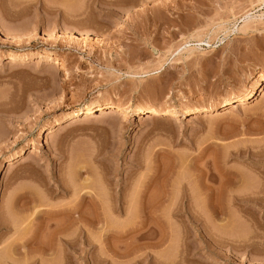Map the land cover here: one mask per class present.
Wrapping results in <instances>:
<instances>
[{"label": "rangeland", "instance_id": "1", "mask_svg": "<svg viewBox=\"0 0 264 264\" xmlns=\"http://www.w3.org/2000/svg\"><path fill=\"white\" fill-rule=\"evenodd\" d=\"M259 77L254 98L224 104ZM118 102L130 110L69 116ZM165 106L177 112L144 117ZM86 192L173 234L82 244ZM55 233L80 247L28 251ZM22 236L35 244L6 264H264V0H0V247Z\"/></svg>", "mask_w": 264, "mask_h": 264}, {"label": "bare ground", "instance_id": "2", "mask_svg": "<svg viewBox=\"0 0 264 264\" xmlns=\"http://www.w3.org/2000/svg\"><path fill=\"white\" fill-rule=\"evenodd\" d=\"M67 17V16H66ZM78 22V21H77ZM84 22V21H83ZM79 24H80V21H79ZM85 24L87 25V23L85 22ZM84 24V25H85ZM85 25V27H87ZM76 26H77V24H76ZM79 26H81V25H79ZM84 27V26H83ZM84 27V28H85ZM63 28V27H62ZM77 29H79L78 27H77ZM72 30H75V28L73 27V29ZM76 31V30H75ZM80 32H81V34H83L84 35V38L85 39H88L89 40V34H90V31L89 30H79ZM79 32V33H80ZM91 32H92V30H91ZM47 57V56H46ZM49 58H51L50 56H49ZM52 59L53 60H55V64L57 65V64H60V67H63V65H61V62L58 60V58H53L52 57ZM261 84V77H259V78H257L254 82H252V84H251V86L249 87V89L245 92V93H243V94H241V95H237V96H235L233 99H227V100H225V102H224V104H228V103H230V104H232V103H235V104H233L235 107L236 106H240L241 105V103L243 102V101H245L246 99H248V98H251V97H253L255 94H257V90L259 89L258 88V86ZM260 87V86H259ZM258 88V89H257ZM254 98V97H253ZM106 105H108L107 107H105L104 108V106L103 105H100V104H96V105H89V106H87L84 110H80V109H75V110H73V111H71L70 112V117H75V116H78V115H83V117L86 119H89L90 118V116L92 115V113H93V111H95L96 109H102L103 108V110H107L106 111V113L108 114V113H112V112H119V111H128V110H130V105H128L127 103L125 104V103H108V104H106ZM166 107V106H165ZM231 107V106H230ZM147 110V113H146V116H144V117H150V116H152V115H154V114H157V113H159V112H167V113H170V114H174V113H176L177 112V109H175L174 107H166V108H164V109H159V108H155V107H149V108H147L146 109ZM104 111V112H105ZM103 112V111H102ZM130 112V111H129ZM106 114V115H107ZM152 114V115H151ZM215 114V113H214ZM110 115V114H109ZM118 115V114H117ZM204 115V114H203ZM96 116V115H95ZM208 116V115H207ZM211 116V115H210ZM213 116V115H212ZM89 117V118H88ZM197 118V117H196ZM79 119H81V118H79ZM78 119V120H79ZM77 120V121H78ZM72 122V121H71ZM67 123V126H68V122H66ZM72 124V123H71ZM73 124H75V123H73ZM70 126V125H69ZM21 152H19L18 153V155L20 154ZM25 155V154H24ZM11 158H9V159H12V156H10ZM21 160V159H20ZM7 162V161H6ZM9 164H11V163H9ZM82 168H84V170H85V168H87V167H80L79 168V170L78 171H80V170H82ZM59 183H61L60 181H58ZM63 185V187H64V185L65 184H61L60 186H62ZM87 185V184H86ZM59 186V185H58ZM91 192V191H90ZM90 192H86L85 193V195H82V197H80V198H82V200H81V202L83 201V199H85L84 197L86 196V194L89 196V197H91V202L94 204V206H96L95 208H94V212H91L90 213V215H87V214H85V213H83V214H81V215H78V217H73V218H75L74 220H71V222L73 221V223H80L79 225L80 226H77V228H79L78 229V237H80L79 239H80V243H82V244H89V245H91V244H96V243H98V245L99 244H103V243H106V239L108 240V238H107V236H104V235H110L109 236V238L112 236V237H114V236H116V237H120V236H125L127 233H132V232H135V231H142V229L143 228H148L147 226L149 225V221H147L146 219H143L142 220V218H141V221H136L135 219H134V217H135V215L134 216H132L133 218H131V214L129 215L130 217L126 220V222H124V224H123V222L122 221H120L118 218H117V215L118 214H120L121 212H125L127 209H128V207L126 208V207H124V205H123V202H122V198L120 197V195L119 196H113V199L111 200V202H108V203H105V202H103V200L101 201V198H100V195H99V193H97V194H91ZM119 192V191H118ZM90 193V194H89ZM93 193H95L94 191H93ZM119 194V193H118ZM90 195H92V196H90ZM117 195V194H116ZM88 197V198H89ZM238 198V197H237ZM90 199V198H89ZM89 202H90V200H88ZM87 201V202H88ZM105 201V200H104ZM124 201V200H123ZM80 202V201H79ZM81 202H80V204H81ZM91 203V204H92ZM78 204V203H77ZM86 204V203H85ZM134 204V203H133ZM136 204V203H135ZM144 204V203H143ZM90 205V204H89ZM138 205V204H137ZM93 206V207H94ZM129 206V205H128ZM184 206H186V204L184 205ZM78 206H76V209H78L77 208ZM81 206L79 205V208H80ZM92 207V208H93ZM132 207H133V205H132ZM135 208H137L136 206H134ZM133 207V208H134ZM152 207L154 208V206L153 205H142L141 204V206L139 205V210H142V212H143V214H144V218H146V214L149 212L150 213V216L153 214V213H155L153 210L154 209H152ZM183 207V206H182ZM74 208V207H73ZM155 208H156V206H155ZM177 208V207H176ZM76 209H74V211L76 210ZM81 209V208H80ZM83 209V208H82ZM107 209H109V211H107ZM125 209V210H124ZM146 209H147V211H146ZM149 209V210H148ZM189 209V208H188ZM132 210V209H131ZM134 210V209H133ZM136 210V209H135ZM138 210V211H139ZM159 210V209H158ZM186 210H187V208H186ZM191 210H193V209H191ZM191 210H189V211H191ZM86 211V210H85ZM128 211V210H127ZM126 211V212H127ZM137 211V212H138ZM146 211V212H145ZM153 213H152V212ZM156 211V210H155ZM188 211V210H187ZM123 212V213H124ZM141 212V213H142ZM70 213V212H69ZM76 213V212H75ZM113 213H116L117 215H115V214H113ZM129 213H131V212H129ZM132 213H133V211H132ZM140 213V212H139ZM146 213V214H145ZM148 213V214H149ZM192 213V212H191ZM156 214H157V212H156ZM155 214V215H156ZM127 215V214H126ZM191 216L192 217H188V218H186V219H184V220H181L180 219V222H181V224H184L183 225V227H184V234L183 235H186L187 237H188V235H189V233H191L192 232V230L190 229V227H188L189 225H191V227H192V229H196V227H195V221L198 219L197 217H194L192 214H191ZM155 217H159L158 215H156ZM187 217V216H186ZM72 218V219H73ZM147 218H149V217H147ZM161 217H159L158 219H159V221H158V219H157V223L155 224V225H152V227H151V225H149L151 228H148V229H146V230H148V231H146V232H142V234L138 237V239H142L143 237H146V238H150L151 240L152 239H154L152 242H150V241H147V242H144V243H136L135 244V246L136 245H138V247H137V249L138 248H144V246H150L151 248L153 247V246H155V245H157L158 247H159V245L161 246V244L163 243H165L166 242V240H165V236H166V234L169 236V234L168 233H170L171 231H172V229L170 228V230H168L169 229V226L170 227H172L171 225H170V223H169V221L168 220H166V219H160ZM156 219V218H155ZM199 220H200V218H199ZM128 221V222H127ZM186 221H190L192 224H189L188 226L186 225L187 223H186ZM198 221V220H197ZM122 222V223H121ZM229 221H225V226L227 225V223H228ZM151 223V222H150ZM169 223V224H168ZM186 223V224H185ZM122 224V225H121ZM148 224V225H147ZM231 223H228V225H227V228H229L228 226H231L230 225ZM76 225V224H75ZM194 227V228H193ZM63 229V228H62ZM145 230V229H144ZM143 230V231H144ZM183 231V230H182ZM181 231V232H182ZM198 231V230H197ZM168 232V233H167ZM194 232H195V230H194ZM193 232V233H194ZM58 233V232H57ZM56 234V233H55ZM171 234V233H170ZM172 234H173V231H172ZM195 234H196V232H195ZM215 234V233H214ZM63 235V234H62ZM61 234L60 235H58V234H56L55 236H53V237H51L50 238V240H49V242L47 243V245H46V243L44 244V245H42L41 244V246L40 245H38V246H35V245H32L31 247H30V249L28 250V251H37L38 252V250L39 251H41V252H43V251H45V253L44 254H46V253H49L48 251L49 250H51V249H54V248H63L62 250H68V249H73V250H75V248H76V245L77 244H75L74 242H76V241H71L70 239H66V238H64L63 236H62ZM129 235V234H128ZM191 235V234H190ZM168 236H166V237H168ZM192 236V235H191ZM220 236V235H219ZM100 237H103V238H105V240L102 242V240L100 239ZM115 237V238H116ZM68 238V237H67ZM100 240H99V239ZM138 239H135L136 240V242L138 241ZM0 240H1V237H0ZM35 240H36V236H22V237H15V238H11L10 239V241L8 242V245L6 246V247H0V264H3V263H5V262H7V254H9L10 252H12V251H14L15 249H17V248H19V247H22V248H27V246L28 245H31L33 242H34V244H35ZM165 241V242H164ZM171 241V240H170ZM39 242V241H38ZM36 244H38V243H36ZM162 244V245H163ZM114 245V244H113ZM63 246V247H62ZM77 246H79L80 247V244L79 245H77ZM82 246V245H81ZM156 246V247H157ZM93 248V247H92ZM103 248V247H102ZM114 248V247H113ZM116 248V247H115ZM120 248H122V247H120ZM149 248V247H148ZM155 248V247H154ZM134 249H136V248H134ZM133 249V250H134ZM141 249V250H142ZM150 249V248H149ZM127 252H126V251ZM124 251L128 254V253H130V251L128 252V250L127 249H125ZM187 250H188V248H187ZM47 251V252H46ZM190 250H188V252H185V254L186 255H190V254H192V251L191 252H189ZM15 252V251H14ZM135 252V251H134ZM182 252H184V251H182ZM33 253V252H32ZM114 253L115 254H117V255H120V256H122V255H125L126 253H123V251H120V249H118V250H114ZM131 254V253H130ZM182 254V253H181ZM184 254V255H185ZM149 255V254H148ZM186 255H185V257H186ZM7 257V258H6ZM34 257V256H33ZM102 257V256H101ZM154 257V260L153 261H151V263L150 264H181L180 262H177V261H175L174 259V261H172V260H170V259H167V257H164L163 255H160V254H158V255H155V256H153ZM169 258V257H168ZM190 260H191V262H193V264H200V263H203V262H201L200 260H196V259H194L193 257L192 258H190V257H188ZM10 259V258H9ZM31 259H32V257H31ZM2 260V261H1ZM101 262H100V261ZM99 262L100 263H105V262H107L106 264H110V262H109V260L108 259H106V258H103L102 257V259H100L99 258ZM187 260V259H186ZM98 261H96V260H93V263L91 262V264H98L99 262ZM3 262V263H2ZM9 263V262H8ZM7 263V264H8ZM6 264V263H5ZM113 264V263H112Z\"/></svg>", "mask_w": 264, "mask_h": 264}]
</instances>
